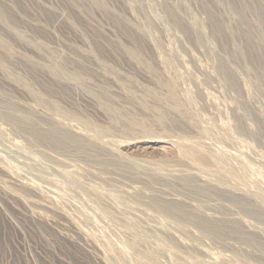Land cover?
Returning a JSON list of instances; mask_svg holds the SVG:
<instances>
[{"label":"rangeland","instance_id":"1","mask_svg":"<svg viewBox=\"0 0 264 264\" xmlns=\"http://www.w3.org/2000/svg\"><path fill=\"white\" fill-rule=\"evenodd\" d=\"M230 2L0 0V264H264V0Z\"/></svg>","mask_w":264,"mask_h":264},{"label":"bare ground","instance_id":"2","mask_svg":"<svg viewBox=\"0 0 264 264\" xmlns=\"http://www.w3.org/2000/svg\"><path fill=\"white\" fill-rule=\"evenodd\" d=\"M231 4H234L235 3V0H231V2H230ZM245 22V21H244ZM196 23V22H195ZM245 24H247V23H245ZM247 28H248V30L250 29L249 28V26L247 25ZM248 30H246L245 31V33L250 37V31H248ZM198 33V32H197ZM263 37H264V35H263ZM223 72V71H222ZM228 74V73H227ZM231 76V75H230ZM229 78V77H228ZM227 78V79H228ZM185 97V96H184ZM191 144V143H190ZM189 144V145H190ZM184 150H185V148H184ZM200 150V149H199ZM182 152V151H181ZM185 152V151H184ZM200 152V151H199ZM203 152V151H202ZM192 153V152H191ZM193 153H194V151H193ZM182 154V153H181ZM203 155V154H202ZM190 157V156H189ZM213 157V156H212ZM215 157V156H214ZM217 157V156H216ZM226 158V157H225ZM192 159V158H191ZM196 159V158H195ZM198 159V158H197ZM192 160H194V158L192 159ZM211 162H213L215 165H213L215 168H216V163L214 162V161H212V160H210ZM218 161V160H217ZM216 161V162H217ZM200 162V161H199ZM205 162H206V160H205ZM195 163V162H194ZM208 165V164H207ZM220 165V164H219ZM212 166V165H211ZM203 168V167H202ZM204 168H205V166H204ZM203 168V169H204ZM226 170H227V168H226ZM221 172V171H220ZM224 172V171H223ZM226 174H227V172H226Z\"/></svg>","mask_w":264,"mask_h":264}]
</instances>
